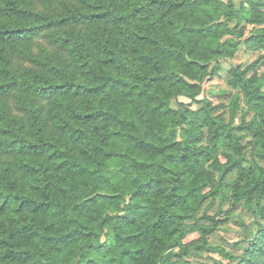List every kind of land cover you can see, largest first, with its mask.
Segmentation results:
<instances>
[{
  "label": "trees",
  "instance_id": "obj_1",
  "mask_svg": "<svg viewBox=\"0 0 264 264\" xmlns=\"http://www.w3.org/2000/svg\"><path fill=\"white\" fill-rule=\"evenodd\" d=\"M77 1L0 0V264H264V0ZM223 194L239 256L208 240Z\"/></svg>",
  "mask_w": 264,
  "mask_h": 264
},
{
  "label": "rangeland",
  "instance_id": "obj_2",
  "mask_svg": "<svg viewBox=\"0 0 264 264\" xmlns=\"http://www.w3.org/2000/svg\"><path fill=\"white\" fill-rule=\"evenodd\" d=\"M56 1H54L55 3ZM68 2H73L75 4H79L77 0H68ZM233 23V22H231ZM78 29L77 27L75 30ZM47 45L50 50L53 49L52 46H49L48 41L44 39L42 36H38L31 44L33 53L38 52V46L39 45ZM246 55H250V60L253 59L256 56L255 52L247 51L244 52ZM23 64L25 66L29 65V61L25 59L19 60L16 65ZM263 66L259 67L260 72L261 70H264ZM227 69H228V61L223 62L222 68L216 72L213 76V81L215 86L213 89H210V83H207V81L204 83L203 87V94L210 98L213 102L217 103L218 101H227L228 96L225 92L228 91V87L225 83L226 75H227ZM193 108H197L198 104H192ZM15 113H17L16 110H14ZM182 135L180 134L178 136V139H180ZM208 203H210V207H208L207 211L209 214L213 216H217L219 219H224L228 216L229 219L225 220L222 224V227L217 231L216 234H212L208 237V240L211 243H218L225 245L227 249L232 251L236 256H239L241 254L242 249L247 245V238L246 233L242 226H239V222L234 220L242 221L246 224V226L250 229H252L253 220L254 217L251 213V211L247 210L245 207L242 206H234L231 204V201L229 199V196L227 194L215 195L212 198L208 199ZM198 236V233L193 232L189 233L185 238L184 241L188 242ZM212 256L216 259H219L216 254H212ZM210 255L206 254V252H202L200 255H197L195 253H192L189 256H186L183 260L184 261H178V264H203L205 262H210L211 264H214L213 261L209 258ZM176 260V258L171 257ZM222 263L225 264L226 261L222 260Z\"/></svg>",
  "mask_w": 264,
  "mask_h": 264
},
{
  "label": "crops",
  "instance_id": "obj_3",
  "mask_svg": "<svg viewBox=\"0 0 264 264\" xmlns=\"http://www.w3.org/2000/svg\"><path fill=\"white\" fill-rule=\"evenodd\" d=\"M251 28V25H248L247 26V28H246V31H245V34H247L248 33V31H249V29ZM245 50H247V51H251L250 49H247L246 48V46L244 45V43L243 42H241L240 44H239V47H238V49H237V51H236V53L231 57V58H229V57H225V58H222V59H220V65H221V68H222V65H223V62H227L228 61V69H229V67H230V65L232 64V63H235V64H241L242 66H244V65H246V64H248V63H250L252 60H254L255 58H256V56H257V52H255L256 53V56L253 58V59H251L250 60V55H246L244 52H245ZM251 52H253V51H251ZM264 67V66H263ZM262 67V68H263ZM220 68V69H221ZM264 70H261V72H263ZM257 72L258 73H260V69H257ZM213 78V77H212ZM209 79V80H207V83H210V89H213L215 86H213L214 84V81H213V79Z\"/></svg>",
  "mask_w": 264,
  "mask_h": 264
}]
</instances>
